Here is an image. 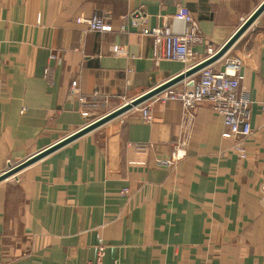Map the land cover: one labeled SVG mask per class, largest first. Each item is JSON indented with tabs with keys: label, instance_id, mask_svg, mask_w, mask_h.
I'll return each mask as SVG.
<instances>
[{
	"label": "crops",
	"instance_id": "crops-1",
	"mask_svg": "<svg viewBox=\"0 0 264 264\" xmlns=\"http://www.w3.org/2000/svg\"><path fill=\"white\" fill-rule=\"evenodd\" d=\"M263 2L0 0V162H21L185 72L154 58L149 33L183 34L178 6L198 22L201 62ZM94 13L112 30L77 21ZM235 59L249 136L232 135L209 102L152 101L151 122L145 102L0 182V264H95L100 247L102 264H264V11L210 66Z\"/></svg>",
	"mask_w": 264,
	"mask_h": 264
},
{
	"label": "built area",
	"instance_id": "built-area-1",
	"mask_svg": "<svg viewBox=\"0 0 264 264\" xmlns=\"http://www.w3.org/2000/svg\"><path fill=\"white\" fill-rule=\"evenodd\" d=\"M176 18L185 20L187 23L186 30L183 34H174L168 27L154 28L149 33L153 36V55L159 60H172L182 62L188 68L198 64L192 55L193 44L203 41L200 36L198 22L187 6L180 5L176 13ZM107 19L94 13L88 18H77L78 22L85 23L92 31H110L112 26L106 21ZM142 14L134 13L131 22L138 25L139 21H144ZM148 32L147 29H145ZM208 57L214 54L212 47L207 49ZM242 62L239 59L231 60L225 65L224 71L215 70L212 66L203 68L197 79L187 81L183 87L172 86L162 93L158 94L141 108L142 118L152 121L150 112L152 101L166 103L169 101H180L188 108H195L200 102H209L218 110L224 119V125L232 135L246 138L252 133L250 123V102L239 95L240 72ZM77 90V81L71 84V92ZM97 95V94H96ZM133 99H125L124 104ZM142 106V105H141ZM139 107V106H138ZM136 107V108H138ZM235 148L244 157L246 149L242 141L235 145ZM104 247H100V254L95 264H102Z\"/></svg>",
	"mask_w": 264,
	"mask_h": 264
},
{
	"label": "water",
	"instance_id": "water-1",
	"mask_svg": "<svg viewBox=\"0 0 264 264\" xmlns=\"http://www.w3.org/2000/svg\"><path fill=\"white\" fill-rule=\"evenodd\" d=\"M264 11V2L245 20V22L240 26V28L233 34V36L219 49L215 54L212 56L202 60L195 66L188 68L185 72L175 76L174 78L168 80L167 82L145 92L144 94L134 98L129 103H126L117 109L97 118L96 120L88 123L84 127L72 132L71 134L67 135L66 137L58 140L57 142L43 148L42 150L36 152L35 154L29 156L22 162L16 164L15 166L10 167L6 171H3L0 174V182L12 177L16 173H19L23 169L37 163L41 159L45 158L46 156L54 153L55 151L65 147L66 145L74 142L75 140L87 135L88 133L96 130L97 128L101 127L102 125L112 121L113 119L123 115L124 113L144 104L145 102L151 100L158 94L162 93L166 89L175 86L177 83L185 80L193 76L194 74L201 71L203 68L212 65L213 63L222 59L228 50L234 45V43L243 35V33L254 23V21L260 16V14ZM225 70V66H223L222 71Z\"/></svg>",
	"mask_w": 264,
	"mask_h": 264
},
{
	"label": "rangeland",
	"instance_id": "rangeland-1",
	"mask_svg": "<svg viewBox=\"0 0 264 264\" xmlns=\"http://www.w3.org/2000/svg\"><path fill=\"white\" fill-rule=\"evenodd\" d=\"M143 105V104H142ZM141 106V105H140ZM22 162V161H21ZM18 163H20V162H11V163H1L0 162V174L3 172V171H6L7 169H9L10 167H12V166H15L16 164H18ZM24 170V169H23ZM21 172V171H20ZM19 172V173H20ZM19 173H16L15 175H13L12 177H9V180H15V178H17V174H19ZM7 180V179H6ZM5 181V180H4ZM4 181H2V182H4Z\"/></svg>",
	"mask_w": 264,
	"mask_h": 264
},
{
	"label": "bare ground",
	"instance_id": "bare-ground-1",
	"mask_svg": "<svg viewBox=\"0 0 264 264\" xmlns=\"http://www.w3.org/2000/svg\"><path fill=\"white\" fill-rule=\"evenodd\" d=\"M129 103V102H128Z\"/></svg>",
	"mask_w": 264,
	"mask_h": 264
}]
</instances>
